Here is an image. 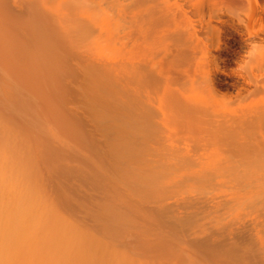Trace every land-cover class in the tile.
<instances>
[{
  "label": "bare ground",
  "instance_id": "bare-ground-1",
  "mask_svg": "<svg viewBox=\"0 0 264 264\" xmlns=\"http://www.w3.org/2000/svg\"><path fill=\"white\" fill-rule=\"evenodd\" d=\"M0 264H264V0H0Z\"/></svg>",
  "mask_w": 264,
  "mask_h": 264
}]
</instances>
